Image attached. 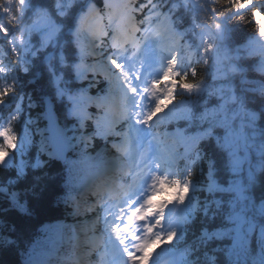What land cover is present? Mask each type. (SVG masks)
<instances>
[{"label":"snow or ice","instance_id":"1","mask_svg":"<svg viewBox=\"0 0 264 264\" xmlns=\"http://www.w3.org/2000/svg\"><path fill=\"white\" fill-rule=\"evenodd\" d=\"M197 7L203 14L204 21L211 20L210 25L206 24L202 28L205 34L208 29L220 31L221 23L217 22L222 17L234 16V18H242V14L251 10L252 15L247 19V24L251 25L253 31L259 37V40L251 39L239 44L242 55L238 58L243 59L244 55L250 53L255 45L264 50V0H195ZM28 0H19L15 19L12 20L11 26H3L0 22V34L10 37L8 43L11 53H16V63H19V47L25 43L29 34L38 33L43 37V42L47 44L58 31L56 17H69L76 7H80V16L78 20V28L76 31L77 43L81 53V61L78 70L82 73H99L107 79H112V73L108 67L115 68L119 72L116 80L120 83L104 96H97L95 112H91L88 107L82 106V101L90 99L92 96L84 93L76 102V114L81 119V127L86 131L87 122H92L98 133L103 132L107 135L117 137V142L113 147L123 156H129V143L127 133L120 131V121L125 119H135L137 124L144 125L148 128L152 127V122L160 113L167 109L176 100L177 90L192 93L199 92L203 89L205 81L198 70L194 53L187 45L182 44V38L177 39L178 34L169 22L167 15L158 11L159 5L153 0H120L119 4H114L113 0H102V7L97 6V0H54V12L48 7H36L26 12ZM176 5H173L175 8ZM86 8V10H84ZM118 9L119 14L113 17V9ZM10 11V9H9ZM26 17H32L29 23H25ZM163 18V20H162ZM105 20L107 21L105 23ZM159 25L163 29L154 28ZM15 33V35H13ZM153 34L157 37L167 36L168 43L165 44L162 39L157 40V45L162 52L168 53L166 66L162 75L158 79H153L148 85L137 88L134 86V80H139L138 75L124 71V65L118 62L115 55L108 56L107 61H101L99 54L103 53L107 48L114 54L130 53L135 58L142 47V42L149 39V35ZM204 59L208 58L210 50H215L216 46L209 40L203 42ZM185 49L184 60L186 66L183 70H178L180 60V49ZM91 58L94 62L87 63ZM254 62L250 68H244L243 71H252L264 76V60L259 57H253ZM63 59V57H61ZM8 69L0 61V73H7ZM237 68L230 67L231 73H236ZM175 82V83H174ZM15 89V82L0 87V104L4 103L5 97ZM232 102H221L212 108H206L202 111L195 109H187L183 112L175 114L173 120H192L197 119L201 123H207L208 127L197 131L194 134H186L180 130L174 133L157 128L152 136L153 143L157 146L155 153L158 160L164 161L169 165H178L180 157L191 159L192 163L199 158V145L202 140L213 135L215 129H223V136H217L218 142L222 139L227 143L236 128V122L229 121L228 113H233L239 108H243L248 116L250 125L255 126L259 119L258 113L248 108L244 100L235 96V85H231ZM130 94V95H129ZM130 98L132 100L131 108L129 107ZM261 99H264V92L261 93ZM148 100L151 108L147 112H143L142 103ZM18 119L13 116L10 121L3 127H0V157H4L0 162V166L7 163L9 154L13 149L18 147V135L13 128V123ZM167 123V122H164ZM88 137H85L87 140ZM67 147L65 146V151ZM63 154V153H61ZM140 156V163L136 165L138 168H145L143 154ZM87 156V155H85ZM43 162L37 158L32 165L33 168L42 167ZM156 167H160L157 164ZM146 171V168H145ZM27 173V164L22 160L17 168V177H23ZM143 175V174H142ZM192 172L189 170L188 178L181 180L178 175L169 176L167 174H153L151 176L150 193L146 196L142 203L133 206V201L124 199L121 203L108 201L101 196L103 188L94 186L88 193L80 196L76 201V211L88 213L90 211H102L103 222L110 230L111 234L116 237L119 245L122 247V256L115 255L112 264H120L122 258H126L124 264H149L157 246L165 241L171 243L176 236L175 230L168 232L158 231L162 229L164 220V209L169 203L166 196V189H171V201L183 203L186 199L185 192L189 191L191 185ZM14 184L15 181H9ZM165 197L159 202H155L157 197ZM128 197V196H127ZM21 199L20 194L12 192L10 194L11 202L16 205ZM104 200L103 203L98 201ZM21 211H26L21 206ZM101 221L100 216H96L87 224H83L82 232L86 237L88 233L100 232L103 230L99 227ZM109 221H111L109 223ZM246 218H241L238 223L233 225L234 231L218 232L210 238H221L230 240L233 246H240L247 239L244 232ZM53 237L59 236L58 233ZM3 242L11 244L12 241L8 237L3 238ZM83 247V259L81 264H103L105 258L101 254L97 259L96 253L99 248L94 243L85 241ZM92 255H89V253ZM114 252L117 253L116 249Z\"/></svg>","mask_w":264,"mask_h":264},{"label":"trees","instance_id":"2","mask_svg":"<svg viewBox=\"0 0 264 264\" xmlns=\"http://www.w3.org/2000/svg\"><path fill=\"white\" fill-rule=\"evenodd\" d=\"M160 1L163 3L170 0H153L159 6ZM3 3L4 0H0V5ZM53 5L54 0H28L27 7L29 13L36 7H48L55 15ZM97 6H103L102 0H97ZM80 11V7H76L69 17H56L60 33L56 41L46 48H40L39 37L34 35L35 53L26 55L21 64L20 60L16 63L17 54L5 57L10 67L9 77L13 78L11 82H15V89L5 97L1 107L4 117L8 118L13 114L15 106L21 105L29 112L26 116L37 118L38 125L43 127L44 102L51 100L68 138L78 147L83 145L85 151L72 148L65 163H59L52 157H42L43 166L33 168L36 153L33 146L24 159L27 173L23 177L16 175L18 166L15 158L11 163L0 166V264H75L78 247L74 224L80 219L77 217L76 197L84 170L91 168L84 153L94 154L104 147L108 154L116 153L110 144L112 139H117L116 136L108 135L104 140L106 143L101 142L100 135L103 132L98 133L92 122H87L85 131L76 114L75 99L80 92L90 90L101 95L109 90L110 85L109 80L101 74H86L78 70L81 53L76 31ZM180 13L182 16L177 24L182 28L196 21L200 24L212 23L211 20L205 22L203 14L193 15L185 10ZM241 14L242 18L227 16L217 22L226 29L228 48L231 55L236 57L239 73L232 79L235 93L238 99L244 100L248 108L258 113L259 119L255 126L264 144V99H261V93L264 92V76L250 70H242L250 68L254 62L253 57L264 60V50L253 45L250 53L244 55L243 59L238 58L242 55L238 47L240 43L249 39L259 40L252 26L247 24V19L252 15L251 10ZM0 45L6 46L2 37ZM195 60V66L205 81L204 87L192 96L178 89L176 99L185 96L189 103H193L195 108L202 111L218 104L216 97L212 95L216 94L217 83L212 80L210 69L203 63L202 57ZM87 63H93V60L89 58ZM95 111L93 108L91 112ZM26 116L21 115V124L27 120ZM15 126L13 124V127ZM85 137L88 139L85 140ZM257 142L263 146L259 140ZM202 150L204 160L194 180L200 207L196 220L189 227V236L196 246L195 258H201V264H229L233 249L230 240L210 237L218 232L235 230L229 219L233 212L229 203L232 195L227 193L231 189L233 179L230 159L213 140L203 142ZM105 162L106 159L93 161L95 167ZM258 168L262 169L259 171ZM11 180L15 183L10 184ZM244 182L248 187L249 201L264 206V166H254ZM14 191L21 197L16 205L10 200V194ZM21 206H24L26 211H21ZM92 214L93 211H90L85 213V216L91 218ZM262 221L257 222L259 226H264ZM56 233L59 236L53 237ZM61 236L63 244L58 241ZM4 237L10 238L12 243H4ZM54 252L58 253V257L49 258Z\"/></svg>","mask_w":264,"mask_h":264},{"label":"rangeland","instance_id":"3","mask_svg":"<svg viewBox=\"0 0 264 264\" xmlns=\"http://www.w3.org/2000/svg\"><path fill=\"white\" fill-rule=\"evenodd\" d=\"M186 6L191 7L192 9L196 10L197 5L195 0H183ZM19 4V0H4V5H0V14H1V18H0V22H3V26L8 27L11 26V22L12 20L15 19V13L17 11V6ZM10 9V11H9ZM26 12H28V7H26ZM29 13V12H28ZM113 17L116 18L117 16H115V14H113ZM32 20V17H26L25 23H29ZM163 20V18H162ZM107 22V21H106ZM154 28H159L160 31L162 32L163 29L160 28L159 25H154ZM60 33V29L58 27V31L56 32V34L52 37V39L45 44L43 42V37L40 36L38 33H33V34H29V36L27 37V39L25 40V43L18 46L19 47V60H20V64L23 62L24 58L26 55H31L34 54V40H33V36L37 35L39 37V41H40V48H46L49 44H52L56 41L58 35ZM3 34H0V36H2ZM15 35V33L13 34ZM162 39V41L167 44L168 41V37L167 36H162L160 37ZM201 38L202 40H209L212 44H214L216 46L215 50H210L208 53V58L207 61L210 59V63L212 66V71H211V75L213 79L217 78H222L226 75V73L230 70V68L227 66L226 61H227V51L223 48V46H221L218 42L217 39H215V36L213 35L212 32H210L208 30V34H205L202 31L201 34ZM10 37L7 39V42L9 41ZM177 39H179L177 37ZM8 46L5 49V53H8V49L10 50L11 53V48L9 43H7ZM181 50V49H180ZM166 53V52H165ZM166 55H168V53H166ZM6 55H3L2 51L0 50V61H3L4 57ZM99 58L101 61L106 62L107 59L104 58L103 53L99 54ZM5 66V65H4ZM7 69L8 67L5 66ZM111 73H112V79H108L110 82L109 85V90L106 91L105 93L99 95V96H104L105 94L109 93L112 89H114L117 84L119 83L116 80V72L114 71V68L111 67V65H108ZM9 72V69L8 71ZM4 74V73H2ZM95 74H99V73H95ZM107 79V78H105ZM1 83L2 86H5V79L1 78ZM11 83V77L8 78L7 80V84ZM221 95H225L226 94V90L223 89L222 91H220ZM232 100V99H230ZM1 107V104H0ZM16 109V115L18 117L19 120H21V115L25 114L28 115L29 112H27L25 110V108H23L21 105H16L15 106ZM238 114V113H235ZM27 120L25 121V125H23L22 130L20 132L17 131V129H14L15 132L18 135V147L16 149H13L12 152L9 154V158L7 160V162L9 160H11L13 157H16L17 159V165L19 166V164L21 163V161L25 159V157L28 155L29 150L31 149L32 146H35L36 148V153H35V160L37 158H39L41 160L42 157H52V151L49 148V143L47 140V131L45 126H40L38 125V119L36 118H29L27 117ZM123 120L120 121V123ZM238 140L239 137L237 135H234L231 137V139L229 140V142L227 143V147L231 150L232 154H234L235 158H237V151L239 149V145H238ZM74 146V143H73ZM76 147H78V145H75ZM79 150L83 151L84 150V146L80 145ZM4 159V157H0V162H2ZM6 164V163H5ZM3 164V165H5ZM80 196H77V198ZM80 219L77 221V223L74 224V229L77 232V247H82L83 243L85 241L89 242V243H95L96 241H98L99 239V235H95V234H91L89 233L86 237L83 235L82 232V225L83 224H87L89 221L93 220L96 216L90 218V217H86L84 215V213H82V215L78 214V216ZM64 236V235H63ZM82 236V237H80ZM80 239V240H79ZM82 251V252H81ZM81 253H79V260L78 262H76L77 264H81V261L83 259V249H81ZM89 255H91V252L89 253ZM85 264H87V262H85Z\"/></svg>","mask_w":264,"mask_h":264},{"label":"water","instance_id":"4","mask_svg":"<svg viewBox=\"0 0 264 264\" xmlns=\"http://www.w3.org/2000/svg\"><path fill=\"white\" fill-rule=\"evenodd\" d=\"M46 107V123H47V134L50 142L51 150L54 154V158L59 163H64L67 156L70 154V147H67L65 151V146L70 145L67 133L60 126L58 118L54 112V107L51 101L45 102ZM63 153V154H61Z\"/></svg>","mask_w":264,"mask_h":264},{"label":"bare ground","instance_id":"5","mask_svg":"<svg viewBox=\"0 0 264 264\" xmlns=\"http://www.w3.org/2000/svg\"><path fill=\"white\" fill-rule=\"evenodd\" d=\"M105 172H106V170H105ZM90 187V186H89ZM89 187H87L86 189L87 190H89ZM80 237H82V236H80ZM76 238H77V234H76ZM80 240V239H79ZM82 252V251H81ZM81 252H79V253H81ZM79 256V255H78Z\"/></svg>","mask_w":264,"mask_h":264}]
</instances>
